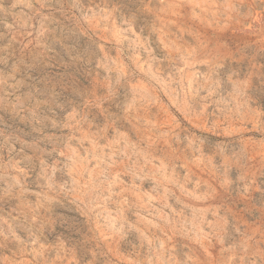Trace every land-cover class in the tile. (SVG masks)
<instances>
[{
  "label": "rangeland",
  "instance_id": "374dc122",
  "mask_svg": "<svg viewBox=\"0 0 264 264\" xmlns=\"http://www.w3.org/2000/svg\"><path fill=\"white\" fill-rule=\"evenodd\" d=\"M0 264H264V0H0Z\"/></svg>",
  "mask_w": 264,
  "mask_h": 264
}]
</instances>
